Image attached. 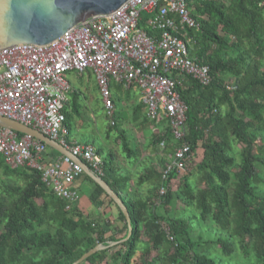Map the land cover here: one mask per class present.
<instances>
[{
  "label": "trees",
  "instance_id": "1",
  "mask_svg": "<svg viewBox=\"0 0 264 264\" xmlns=\"http://www.w3.org/2000/svg\"><path fill=\"white\" fill-rule=\"evenodd\" d=\"M187 2L200 24L199 31H191L196 42L190 57L209 66L212 76L207 86L185 77L177 87L188 107L183 141L194 155L189 170L171 173L159 198L161 170L149 166L135 185L150 183L153 195L129 199L123 193L132 177L111 181L104 161L102 179L131 218L132 235L122 242L128 234L125 216L99 185L124 222L118 234L106 236L109 224L90 219L76 206L67 210V202L43 183L38 170L13 169L0 154V264H73L99 244L107 247L80 264H216L195 249L191 223L179 216L189 212L225 234L205 244L231 255L238 243L248 259L254 258L250 264H264V0ZM143 29L153 33L146 25ZM142 107L136 106L135 113ZM79 109L78 92L72 90L64 107L69 130V114ZM142 122L145 127L150 120ZM118 138L127 157H134L124 129ZM151 143L165 152L164 162L180 142L164 127ZM143 236L147 242L140 248Z\"/></svg>",
  "mask_w": 264,
  "mask_h": 264
},
{
  "label": "built area",
  "instance_id": "2",
  "mask_svg": "<svg viewBox=\"0 0 264 264\" xmlns=\"http://www.w3.org/2000/svg\"><path fill=\"white\" fill-rule=\"evenodd\" d=\"M142 11L151 16L145 23L152 34L139 26ZM199 30L187 0H127L112 14L91 16L45 45L0 49V116L37 130L70 152L61 154L31 135L0 126V154L7 165L38 170L43 183L67 202V210L79 200L75 182L84 174L74 158L104 176V161L95 147L69 138L64 113L71 91L66 73L90 70L112 125L111 79L125 89H137L147 118L163 123L180 142L161 169V198L171 173H186L194 158L183 141L188 107L177 87L185 77L204 86L212 81L209 66L189 54L196 42L191 31ZM50 150L56 155L50 156Z\"/></svg>",
  "mask_w": 264,
  "mask_h": 264
},
{
  "label": "rangeland",
  "instance_id": "3",
  "mask_svg": "<svg viewBox=\"0 0 264 264\" xmlns=\"http://www.w3.org/2000/svg\"><path fill=\"white\" fill-rule=\"evenodd\" d=\"M150 17L151 16L147 12L142 11L140 14L139 26L144 28L146 25L145 21ZM66 77L71 83L72 89L75 88L77 90L80 104L79 113H70L67 120L70 126L69 138L78 143H87L95 147L103 161L106 162V171L111 177V181L129 175L126 171L119 172L118 169L122 170L127 167H138L139 173L134 174V176L131 174L132 179L136 182L137 178L145 171L142 170L151 165L149 159L144 158L147 157L146 153L150 149V146L152 157H154L155 153H157V158L164 157V152L161 149L156 150L152 143L148 145L150 130H145V135H148L146 138L140 134L139 129L136 128L137 125L132 122L131 106L123 104V100L125 99V88L111 79L110 92L114 105L116 102L114 120H116L117 124V127H112L110 123L111 120L107 117L103 107L102 97L93 73L90 70L83 73L69 71L66 73ZM154 126V129L152 128L153 130L160 128L159 124H154ZM121 129L126 130L130 148L135 151L137 157L135 155V157L131 159L127 157V153L123 150L121 140L118 138V130ZM144 139L147 143V147L145 148H143ZM262 140L264 141V138ZM53 153L56 152L53 151ZM154 161L152 160V163ZM129 185L130 184H127V187H129ZM144 185L149 187L151 184L146 183ZM117 186L120 187L121 183L118 182ZM123 194L125 196L127 193L124 192ZM130 198L132 197L130 196ZM81 200L84 202V200H86V195H81ZM176 206L177 210L182 211L183 204L181 202H177ZM196 215L197 217H194L195 214L189 212L188 214H180L179 216L186 218L191 223L192 237L193 240L197 242V247L195 248L197 251L210 256L216 264H250L254 262V258L248 259L244 255L238 243L235 244L236 250L231 255L224 254L222 250L214 244H205L204 242L206 240H213L220 236L224 238L225 234L221 229L215 227L213 223L201 221L198 213Z\"/></svg>",
  "mask_w": 264,
  "mask_h": 264
},
{
  "label": "water",
  "instance_id": "4",
  "mask_svg": "<svg viewBox=\"0 0 264 264\" xmlns=\"http://www.w3.org/2000/svg\"><path fill=\"white\" fill-rule=\"evenodd\" d=\"M125 1L127 0H0V49L21 44L45 45L91 16L112 14ZM0 126L20 134L31 135L59 153L70 155V152L56 141L19 122L0 116ZM74 159L82 165L84 173L103 189L125 216L128 234L121 241H127L132 235V224L124 202L102 177L95 175L78 158ZM106 247L102 244L97 245L73 264L82 263Z\"/></svg>",
  "mask_w": 264,
  "mask_h": 264
},
{
  "label": "crops",
  "instance_id": "5",
  "mask_svg": "<svg viewBox=\"0 0 264 264\" xmlns=\"http://www.w3.org/2000/svg\"><path fill=\"white\" fill-rule=\"evenodd\" d=\"M95 81H96V79H95ZM96 84H97V82H96ZM70 85H71V83H70ZM72 90H76V89L75 88L72 89V85H71V91L68 94V101H67L65 107L70 102V93L72 92ZM124 98L125 99L123 100L124 101L123 104H127V105L131 106L132 122L137 125L136 128L139 129L140 134L147 138L148 135L147 136L145 135V130L146 129L150 130V137H148V145H150L152 135L155 133H161L164 130V127H165V126H163L164 124L163 123L159 124L160 128H156L155 130H153L154 129L153 127H155L154 124H156V123L150 121L149 124H147L145 127H143V122H142L143 118L147 117L144 106L142 107V109L139 113H137V114L135 113L136 112V106L141 104L140 93L137 89H135V88L126 89ZM115 109H116V102H115ZM114 116H115V112H114ZM115 124H116V120H115ZM111 126H113V125L111 124ZM72 141H75V140H72ZM75 142H77V141H75ZM143 143H144L143 148L147 147V143L145 142V139L143 140ZM149 148L150 149L146 153L147 157H144V158H148L151 165L153 164V166H155L157 168V170L160 171L162 169V167L164 166V163L167 161V156H166V161L163 162L161 160V157L157 158V153H155L154 157H152L153 155L150 152L151 146ZM55 155H56V153H53V150H52V152L50 150V156H55ZM164 156H165V152H164ZM152 160L153 161L155 160L156 162L154 161L152 163ZM151 165H149V166H151ZM144 170H145V168L142 171H144ZM118 171L119 172L120 171H122V172L126 171L127 174H129L130 176H131V174H133V176H134V174L139 173L138 167H136V168L135 167L134 168L127 167L126 169L124 168L122 170L118 169ZM75 186H76L77 190L79 191V200L76 203V207L82 212V214L85 216H88L90 219H93L95 221H99L102 224L103 223L109 224L108 226L110 228L107 229L106 236H110L112 234H118V232L123 228V224H124V222L119 218V211H118L117 207L114 204L109 203L106 196L104 194H102L97 189L96 183L90 178V176H88L86 173H84L80 178H78L76 180ZM150 190H151V186L148 187L146 185H142L140 187H136L134 179H132L128 189L126 190V193L128 194V198H130V196H131L135 199H140V198L146 199L151 194L153 195V193H151ZM83 194L86 195V200H84V202L81 200V195H83ZM146 242H147V238L145 236H143L141 239L140 248H142L146 244ZM110 245H115V244L113 242Z\"/></svg>",
  "mask_w": 264,
  "mask_h": 264
}]
</instances>
